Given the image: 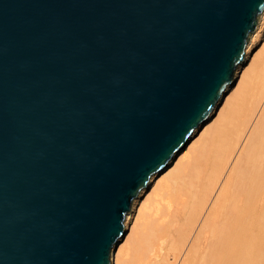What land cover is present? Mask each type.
Returning <instances> with one entry per match:
<instances>
[{"label": "water", "instance_id": "water-1", "mask_svg": "<svg viewBox=\"0 0 264 264\" xmlns=\"http://www.w3.org/2000/svg\"><path fill=\"white\" fill-rule=\"evenodd\" d=\"M264 0H0V264H111L150 179L238 76Z\"/></svg>", "mask_w": 264, "mask_h": 264}, {"label": "bare ground", "instance_id": "bare-ground-1", "mask_svg": "<svg viewBox=\"0 0 264 264\" xmlns=\"http://www.w3.org/2000/svg\"><path fill=\"white\" fill-rule=\"evenodd\" d=\"M124 228L111 264H264V12L234 83Z\"/></svg>", "mask_w": 264, "mask_h": 264}, {"label": "rangeland", "instance_id": "rangeland-1", "mask_svg": "<svg viewBox=\"0 0 264 264\" xmlns=\"http://www.w3.org/2000/svg\"><path fill=\"white\" fill-rule=\"evenodd\" d=\"M262 46L263 45H262L261 41L256 43V45L254 46L253 51H252V57L255 56L262 49Z\"/></svg>", "mask_w": 264, "mask_h": 264}]
</instances>
